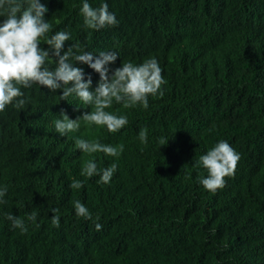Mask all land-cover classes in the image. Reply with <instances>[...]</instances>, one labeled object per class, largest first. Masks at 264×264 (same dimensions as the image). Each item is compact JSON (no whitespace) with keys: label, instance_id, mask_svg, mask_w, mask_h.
I'll return each instance as SVG.
<instances>
[{"label":"trees","instance_id":"trees-1","mask_svg":"<svg viewBox=\"0 0 264 264\" xmlns=\"http://www.w3.org/2000/svg\"><path fill=\"white\" fill-rule=\"evenodd\" d=\"M88 2H106L118 24L85 29L82 0H41L52 24L48 36L71 33L64 51L78 42L82 52H117L109 76L123 61L155 57L167 82L163 95L149 96L147 109L114 102L106 110L128 118L117 133L81 122L78 132L61 136L53 123L61 111L76 119L91 106L61 100L62 88H21L29 103L0 113V188L8 187L0 204V264H264V0ZM41 47L49 49L43 40ZM51 58L55 67L58 58ZM74 66L91 76L94 91L99 74ZM77 137L122 144L123 152L82 153ZM220 140L241 159L213 193L199 183L207 171L198 161ZM87 160L98 169L115 163L110 183L81 176ZM73 179L84 186L71 189ZM74 200L91 220L76 216ZM53 208L59 228L51 223ZM33 211L39 227L26 220ZM8 213L26 220L27 233L11 226Z\"/></svg>","mask_w":264,"mask_h":264},{"label":"clouds","instance_id":"clouds-1","mask_svg":"<svg viewBox=\"0 0 264 264\" xmlns=\"http://www.w3.org/2000/svg\"><path fill=\"white\" fill-rule=\"evenodd\" d=\"M48 11L41 0H0V17H5L0 22V113H4L10 105L19 110L29 103L21 88H31L34 84L52 92L62 88L61 100L69 101V97H75L82 104L91 106L92 110L76 119H71L62 110L53 121L57 133L67 136L68 133L78 132L81 122L89 127H105L109 132L117 133L128 124V118L106 110L114 102L125 109L137 105L147 109L149 96L163 95L162 86L167 82L155 57L146 58L141 64L123 61L122 66L109 76L106 66L114 63L119 54L115 51H101L98 54L82 52L78 42L64 51L65 42L72 39L71 33L61 30L49 37L52 24L45 19ZM80 15L85 29L99 31L118 24L116 15L109 11L106 2L93 8L88 0H82ZM42 40L49 46L48 50L41 47ZM53 55L58 60L55 67H49ZM77 62L87 64L99 74L100 80L94 91L90 90L93 83L91 76L86 80L83 69L74 66ZM139 140L147 143L146 128L139 132ZM160 143L167 144L163 140ZM75 146L82 153L91 155L99 152L111 157H118L124 147L122 144L113 146L80 137L75 138ZM240 159V154L227 141L220 140L199 157L198 165L207 171V176L200 177L199 183L213 193L222 189L226 185V178L235 174ZM116 171L115 163L98 169L93 160H87L82 164L81 176H99V183L108 184ZM83 186L84 182L78 179H73L69 185L73 190ZM7 192V186L0 188V204L5 203L3 198ZM73 206L78 218L92 219V213L80 200H74ZM52 212L51 223L59 228V209L53 208ZM6 218L14 229L22 233L28 231L26 220L39 227L35 211L27 214L26 220L11 213L6 214ZM99 219L97 215L96 220ZM95 227L99 231L102 225L96 223Z\"/></svg>","mask_w":264,"mask_h":264}]
</instances>
